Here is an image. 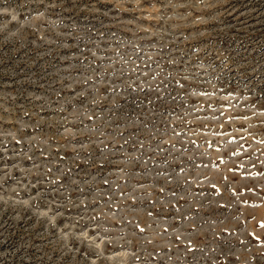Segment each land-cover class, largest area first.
I'll return each instance as SVG.
<instances>
[{
    "label": "rangeland",
    "instance_id": "obj_1",
    "mask_svg": "<svg viewBox=\"0 0 264 264\" xmlns=\"http://www.w3.org/2000/svg\"><path fill=\"white\" fill-rule=\"evenodd\" d=\"M0 264H264V0H0Z\"/></svg>",
    "mask_w": 264,
    "mask_h": 264
}]
</instances>
